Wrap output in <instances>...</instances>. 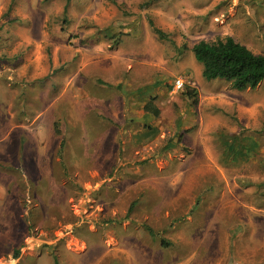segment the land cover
Segmentation results:
<instances>
[{
	"label": "rangeland",
	"instance_id": "374dc122",
	"mask_svg": "<svg viewBox=\"0 0 264 264\" xmlns=\"http://www.w3.org/2000/svg\"><path fill=\"white\" fill-rule=\"evenodd\" d=\"M227 37L264 55V0H0V264H264V82L192 50Z\"/></svg>",
	"mask_w": 264,
	"mask_h": 264
},
{
	"label": "trees",
	"instance_id": "16d2710c",
	"mask_svg": "<svg viewBox=\"0 0 264 264\" xmlns=\"http://www.w3.org/2000/svg\"><path fill=\"white\" fill-rule=\"evenodd\" d=\"M154 31L162 40L169 39L161 29L154 28ZM192 50L203 65V76L208 81L221 79L239 91L254 90L264 82V55L254 53L232 37L215 43L201 41ZM188 97L194 99L195 90H189ZM147 107L150 110L152 105ZM154 112L158 115V108Z\"/></svg>",
	"mask_w": 264,
	"mask_h": 264
},
{
	"label": "built area",
	"instance_id": "2783aa9c",
	"mask_svg": "<svg viewBox=\"0 0 264 264\" xmlns=\"http://www.w3.org/2000/svg\"><path fill=\"white\" fill-rule=\"evenodd\" d=\"M184 86V82L182 79L176 81V88L179 90Z\"/></svg>",
	"mask_w": 264,
	"mask_h": 264
}]
</instances>
